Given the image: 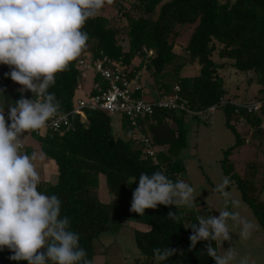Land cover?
Returning <instances> with one entry per match:
<instances>
[{"label":"trees","instance_id":"1","mask_svg":"<svg viewBox=\"0 0 264 264\" xmlns=\"http://www.w3.org/2000/svg\"><path fill=\"white\" fill-rule=\"evenodd\" d=\"M123 1L116 18H110L104 6L83 26L88 40L81 56L58 73L49 88L59 102L58 115L70 114L79 99L76 94L82 90L79 87L88 73L79 69V62L86 59L95 65L104 58L121 62L130 77L140 74L142 89L134 94L136 99L144 100L141 82L142 70H146L155 83L150 99L145 101L154 104L178 94L189 112L156 105L152 115L137 117V126L121 114L128 122L125 138L114 134L115 115L104 111H87L85 121L79 115H70L71 126L60 132L47 128L29 132L39 139L43 153L56 167V183L40 181L38 190L59 198L61 215L68 217L70 230L78 233L79 245L91 264L96 242L107 233L119 231L127 221L145 227L134 233L142 256L153 258L154 249L169 246L174 255L163 264H215L205 253L208 241H199L189 250V228L197 223L196 216L183 217L174 206L163 205L145 209L142 216L130 211L132 192L138 185L133 180L141 173L156 171L174 182L182 180L186 168L178 156L187 147L185 119L201 121L202 116L212 113V108L214 112L223 111L227 126L236 136L234 148L257 144L264 159V0H133L138 16L126 10ZM227 66L247 76L250 86L260 88L251 100H240L226 90L219 71ZM8 71V66L0 65V91L6 97L0 96V107L6 105L5 114L7 104L20 98L21 87L5 77ZM190 71L195 74L186 75ZM106 86L107 82L94 73L93 87L84 98ZM24 97L31 98V93L25 92ZM240 125L245 130L242 139ZM139 131L141 134L136 133ZM143 136L150 139L153 156L148 154ZM22 151L33 154L27 147ZM226 162L225 174L235 181L243 201L264 230V201L260 199L264 178L258 177L264 165H253L241 176L231 175L233 170L226 167ZM102 179L113 199L111 203L99 199ZM169 211L176 212V221L167 217ZM211 243L220 255L217 241ZM9 255L7 249L0 251V264H17L8 259Z\"/></svg>","mask_w":264,"mask_h":264},{"label":"clouds","instance_id":"2","mask_svg":"<svg viewBox=\"0 0 264 264\" xmlns=\"http://www.w3.org/2000/svg\"><path fill=\"white\" fill-rule=\"evenodd\" d=\"M112 0H0V65L8 66L6 78L20 85V98L0 107V251L7 249L8 259L26 264H91L79 245L78 233L70 230L68 217L61 215L56 195L38 190L40 175L35 156L22 151L24 137L54 123L60 105L49 88L58 73L76 61L86 46L88 34L82 31ZM30 92L31 98L24 93ZM0 96H4L0 91ZM5 97V96H4ZM6 98V97H5ZM132 192L130 211L144 215L145 209L159 205L192 207L195 189L187 182L169 179L163 172L141 173ZM230 180L224 177L215 190L228 198ZM227 199L225 203L227 204ZM235 208L238 201L231 200ZM219 216H199L190 226V248L208 241L205 253L215 264H233L231 248L218 255L214 241L230 239L228 221L238 223L240 238L247 239L253 225L238 218L234 211H218ZM167 217L176 221V212ZM43 249V251H41ZM174 250L169 246L153 250L154 264H163ZM239 264H248L242 258Z\"/></svg>","mask_w":264,"mask_h":264},{"label":"rangeland","instance_id":"3","mask_svg":"<svg viewBox=\"0 0 264 264\" xmlns=\"http://www.w3.org/2000/svg\"><path fill=\"white\" fill-rule=\"evenodd\" d=\"M133 0H124L122 2L126 10H130L135 16L139 13L132 6ZM120 0L112 1L111 5H105V10L110 18H116L118 14V5ZM119 23L118 20H116ZM186 41V39H182ZM182 43H179V45ZM183 45V44H182ZM180 53V50H179ZM225 79V88L231 96L237 95L242 98L250 99L257 94L260 89L258 86H250L247 76L238 73L231 66L219 71ZM195 74L189 72L186 75ZM154 79L146 70H142V82L144 100L150 99V94L154 88ZM94 73L84 74L82 90L76 94L77 98H84L93 87ZM157 95V93H153ZM259 106V104H257ZM212 112V111H211ZM127 119L121 114L112 118V127L114 134L125 138V131L128 126ZM232 125L235 123L232 122ZM238 132L241 139L245 136V130L242 125L238 126ZM185 128L187 133V147L182 149L178 158L185 165V172L182 180L189 183L195 189L197 197L192 207H181L178 209L183 217L212 215L219 216L218 211L228 210L238 214L239 219L246 220L253 225L252 233L247 239L240 238V227L238 223L229 220L230 239L228 241H217L220 255L231 248L234 254L233 264H239L240 259L244 258L248 264H264V230L250 207L243 201L242 194L237 188V184L230 176L226 175L223 169L225 160L226 167L233 170L231 175L238 173L241 176L247 173L253 165H264L262 153L258 145H243L234 148L236 136L226 124V117L222 110L202 116L200 120H194L186 117ZM24 147L32 149L35 156L34 164L40 175V181L46 184H55L56 167L49 160L41 149V143L38 138L30 133L25 135L22 141ZM230 150V153L228 151ZM233 168H232V166ZM260 168V167H259ZM259 178H264V166L260 168ZM228 177L230 180L226 191L229 192L228 198L223 197L215 190L216 185L222 178ZM99 199L104 203H111L112 197L108 193L105 181L101 180L98 190ZM227 199V204L225 203ZM235 199L238 204L232 207L231 200ZM261 201H264V192L260 194ZM135 230H145V227L136 222L127 221L123 227L116 233H107L96 242L94 264H154L153 258L142 256L136 246ZM43 251V249H41Z\"/></svg>","mask_w":264,"mask_h":264},{"label":"built area","instance_id":"4","mask_svg":"<svg viewBox=\"0 0 264 264\" xmlns=\"http://www.w3.org/2000/svg\"><path fill=\"white\" fill-rule=\"evenodd\" d=\"M78 65L83 73L93 71V73L100 75L107 82L106 88L99 89L98 93L94 96L77 99L75 108L70 114L58 115L54 118V123L49 122L48 126L42 128L41 131L46 128L53 132H60L62 129H67L71 126L69 122L70 115H79L82 121H85L87 111H104L110 116L125 114L132 121V125L137 126V117L152 115L156 105L160 108L187 110L186 106L180 103L181 99L178 94L168 97L165 101L154 104L142 99H136L134 94L142 89L138 83L140 74H137L135 77L128 76L121 62L104 58L103 60H98L94 65L90 61L83 59ZM79 89H82V87H79ZM175 92H179L178 87L175 88ZM259 107L257 106L256 109H259ZM214 110L212 108L210 112L212 111L213 113ZM5 120L6 123H9L7 114H5ZM136 133L141 134L140 131ZM134 136L137 140V134ZM143 139L147 144L148 154L153 156L154 152L151 149L150 139L144 136Z\"/></svg>","mask_w":264,"mask_h":264}]
</instances>
